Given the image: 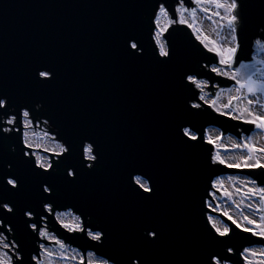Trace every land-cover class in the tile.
<instances>
[{
    "label": "water",
    "instance_id": "obj_1",
    "mask_svg": "<svg viewBox=\"0 0 264 264\" xmlns=\"http://www.w3.org/2000/svg\"><path fill=\"white\" fill-rule=\"evenodd\" d=\"M159 3H165L171 13L180 1L0 0V92L13 97L8 115L0 111V130L17 129L6 134L10 137L4 144L6 157L18 162L20 149L24 148L31 155L25 157L29 165L22 168L31 167L35 160L33 148L23 142L22 115L17 116L18 123L7 124L17 112L22 113L25 105L30 106L29 120L34 128L38 123V128L44 126L56 141H72L73 162L80 159L82 140L84 145L95 141L94 146L102 154L96 171L91 175L82 172L76 185H65L58 179L63 176V165L49 178L58 184L53 213L42 212L38 200L44 177L27 175L26 189L17 199L22 208L35 210L33 220L38 218L36 213L40 214L41 228L45 225L83 254L88 250L97 252L90 247L94 242L83 233L62 228L55 219L56 212L70 209L86 226L90 215L91 222L111 233V241L103 251L117 256L120 245L131 241L137 223L151 220L161 228L164 239L148 250L150 264H199L208 251L226 252L229 247L233 249L228 254L229 264H245L243 249L264 245V239L236 228L230 219L206 204L207 199L215 204L211 190L222 197L212 187L215 178L240 173L264 186V169H236L213 163L214 146L207 142L205 133L213 126L222 135L240 137L249 135L254 126L220 115L199 101V89L183 87L181 77L185 72L207 80L205 89L211 96L234 83L211 72L217 60L187 25L168 28L164 36L173 60L167 65L156 63L153 12ZM185 4L189 8L197 6L190 0H183L180 6ZM243 5V27L238 29L241 51L234 67L254 61V38H261L260 28L264 25V0H243ZM128 34L137 35L143 43L146 51L142 59L126 55L123 39ZM37 68L51 69L55 80L48 85L37 84ZM185 102L201 103L202 108L192 115L184 111ZM189 122L201 138L186 145L177 136V126H189ZM46 153L53 162L59 159ZM129 172L151 175L160 189L158 196L147 202L138 200L129 186ZM208 214H218L225 220L229 236L215 233ZM25 219L18 212L13 219L14 230L0 226V236L9 243L19 241L28 264L30 255L39 256V243L47 242L35 233L29 234Z\"/></svg>",
    "mask_w": 264,
    "mask_h": 264
},
{
    "label": "snow or ice",
    "instance_id": "obj_2",
    "mask_svg": "<svg viewBox=\"0 0 264 264\" xmlns=\"http://www.w3.org/2000/svg\"><path fill=\"white\" fill-rule=\"evenodd\" d=\"M192 2L201 6L200 11L206 14L209 12V8L202 5L205 3L213 5L214 10L211 12L209 19L211 20L212 17H215L216 20H213V23L219 21L218 28L220 32L226 31L227 35L222 36L219 43L212 41L210 46L207 42L209 40L208 36L205 35L201 39V30L195 27L196 8L178 7L174 12L170 13L165 3H159L153 12V23L156 26L153 36L156 47L153 48V56L156 63L167 65L173 60V52L170 49L167 38L164 36L168 32V28L173 24L187 25L196 34V39L217 60V65L211 67V72L235 84L234 89H227L229 93L228 100L221 105L223 109L230 110V112L222 111L221 107L217 106L218 95L216 98L209 99L208 96L201 94L198 97L199 101H202L203 104L214 109L222 116L228 115L233 120L253 125L255 128L264 131V58L256 60L255 63H239V67H234L238 62V53L241 51L238 29L243 27V0H192ZM185 13H190L191 21L185 16ZM173 16L176 18H172ZM161 17L169 18L167 25L164 27L160 26ZM260 33L261 38H254V42L261 45V50L264 51V43H262L264 41V25L261 26ZM123 47L126 55L133 59H142L146 51L140 38L135 34H128L124 37ZM34 75L36 83L39 85H48L56 78L55 73L48 68H37ZM184 80L188 83H183ZM181 82L185 89H189V86L192 85L199 89L201 93L204 92V88L207 86L206 81L200 80L196 74H189L188 72L183 73ZM221 91L223 92L224 89H221ZM233 92L235 93L234 95L232 94ZM193 96H195V93H193ZM12 106L13 97L7 93L0 92V111H3L4 115L7 116ZM201 108L202 104L198 102L191 104L185 102L184 104V111L192 115L197 114ZM232 113L235 114L233 115ZM19 115L23 117L24 127H29L30 106L28 105H25L22 113L17 112L11 119H8L7 124L14 125L18 123L17 116ZM16 130L15 128L7 127L0 130V149H2L0 150V226H7L8 231H13V219L19 212L23 217L27 218L24 220V224L26 230H31L29 234L35 233L42 240L54 242L59 246V254L57 255V253L49 250L44 243H40L39 251L43 253V260L39 259L38 255H30L28 264H31L32 261H36V264H55L54 258L65 261H77L78 264H150L147 255L148 250L158 247L164 239V233L161 228L151 220H141L137 223L133 230L131 241L120 245L119 255L117 256L111 252L103 251L106 244L112 238L107 228L102 227L99 223L91 222L92 217L90 215V222L87 226L80 216H73L72 222L62 223V227L69 232L83 233L88 240L94 242L90 247L95 248L99 252V255H97V252H88L86 258L76 249H72L76 253L75 255H67L68 246L61 239L52 236L46 228H41L39 226L40 218H42L40 214L36 213L35 215L38 218L33 220L35 210L28 207L22 208L17 197L26 189L27 175H31L34 178L44 177L40 181L38 200L42 212L53 213V205L56 202L55 197L58 194V184L49 178L53 177L61 165H63V176L58 178L60 182L65 185L78 184L81 180L82 172H87L91 175L96 171L102 160L101 151L98 146H94L96 144L95 141L84 145L82 140L80 144V159L73 162L72 158L75 150L73 143L71 140L65 139L63 143H55L52 149V154L59 158L57 161L53 162L46 157L37 156L31 162V167L23 169L22 166L29 165V160L25 159V157H29L31 153L21 148V155L17 162L14 159H8L4 149L5 141L10 139L6 134ZM177 136L186 145L193 144L201 138L194 130V125L190 122L189 126H184V124L177 126ZM55 139V137H52V140L55 141ZM218 139L219 137L214 138L209 136L207 142L214 144ZM24 144L28 148L31 147L27 132L24 133ZM234 147L245 149L247 152V155L240 162L226 163L219 153L211 157L212 162L221 165L226 164L229 168L264 169V147H257L250 141L235 144ZM11 151L15 152V149L13 148ZM44 151L47 152L49 149L45 148ZM37 169L41 171H37ZM128 180L131 190L140 201H151L159 194V187L148 173L133 175L132 172H129ZM218 184H220V181H216L213 187H216ZM236 191L241 192V189L237 188ZM225 195L231 198V193L226 192ZM245 199L258 200L256 211L262 213L260 222L244 216L245 226L241 225L231 216H228V219L232 220L236 228H239L241 231L250 232L253 236L264 239V186L259 185L255 179L247 181L245 190L242 192L241 202ZM248 207L252 208L253 206L249 204ZM224 215L228 214L224 213ZM208 219L210 222L212 221V217H208ZM217 223H212L215 233L219 237L229 236L230 228H220L217 226ZM0 231H3V227H0ZM0 248L7 250L0 253V264H25L19 241L9 243L6 237L0 236ZM232 252L233 249L230 247L227 248L226 252L208 251L206 258H202L199 264H222V262L223 264H229L230 256L228 254ZM241 255L245 264H253V260L249 259V257L254 258L257 255L264 262V251L258 254L253 249L245 248Z\"/></svg>",
    "mask_w": 264,
    "mask_h": 264
},
{
    "label": "rangeland",
    "instance_id": "obj_3",
    "mask_svg": "<svg viewBox=\"0 0 264 264\" xmlns=\"http://www.w3.org/2000/svg\"><path fill=\"white\" fill-rule=\"evenodd\" d=\"M179 1H180L181 4H183V0H179ZM197 6H193V8H196V10H197V15H196V19H195V27L197 29L201 30V39H203L204 36L206 35L209 38V40L207 42L209 43L210 46H211V42L212 41H215V42L219 43L221 41V39H222V36H226L227 35V32L226 31L220 32V30L218 28L219 21H217L216 23H213V20H216L215 17H212L211 20L209 19V16L211 15V12L214 10V6L211 5V4H208V3H205V4L202 5L203 7L209 8V12L207 14L200 11V7L201 6H198V7ZM179 7H182V6H179ZM183 7H187V5L185 4ZM185 16L191 21L190 13H185ZM160 23L162 25H167L168 18H166V17L161 18ZM194 35L196 37L195 33H194ZM262 43H264V42H262ZM255 54H256V56L258 55L257 56L258 57L257 60L261 59V58H264V51L258 52V50H256L254 55ZM253 59H254V61L249 62V63H255L256 59L255 58H253ZM206 84H207V81H206ZM229 88H233L234 89L235 88V84L233 83ZM229 88H224L223 92L221 90H219L216 93V96L217 95L219 96V100L217 102V106L218 107H221L222 104L227 102L228 96H229V93H228L227 89H229ZM232 94L234 95L235 93L233 92ZM204 95L208 96L209 99L216 98V96L212 97V96L207 95L206 93ZM221 110L230 112V110L223 109L222 107H221ZM232 114L234 115L235 113H232ZM226 116H228V115H226ZM30 126H31V124H30ZM30 126L28 127V129L24 130V133L25 132L28 133V140H29V143L31 144V147L35 148L36 150L40 148L43 151H44L45 148H48L49 151H47V152H51L52 153V149L54 148V145L57 142L51 140L48 135H45L46 133L44 131H42V130L41 131L40 130H34ZM211 129H217V128L213 127ZM37 132H39V133H37ZM260 132H262L264 134V131H261L260 129L255 128L254 131L249 136L241 135L240 138H237L236 136H233V135L223 136L221 134V132L219 131L218 135H217V137H219V139L213 144L215 146V149H216L215 150V155L217 153H219L220 157L222 158V149L225 148V147L228 148V149L232 148V144L228 142V138L227 137L231 136V137H233L235 139V141H236L235 144H241V143H244L245 141H250V139H251V137H252V135L254 133H260ZM250 142L254 143L257 147H260V145L263 144V142H259V143H256V142H253V141H250ZM236 149L241 151V153L243 154L242 158H244L247 155V152H246L245 149H242V148H236ZM34 154H35V157L41 156V157L48 158L47 154L45 152H42V151H35ZM224 160L226 161V163H232V161L229 162L227 159H224ZM225 166H226V164H225ZM236 178H238V179H247L248 181L252 179L248 175H242V174H236V173L229 174L228 173V174H225L223 176H220V177L216 178V181H220V183L223 180L225 182H228V181H230L232 179H236ZM240 184L242 186H238V183L234 182L232 187H227L225 189H221L218 186L213 187L215 190H218L222 194V197L221 198L218 197L214 190L210 191V196L212 197V199L214 200L216 205L213 203L212 200L207 199V206L211 210H213L215 212H218V213L221 212V214H223V215H224V213H227V212L225 211V209L223 207H220L221 204H224L225 207H231L234 210V214L235 215H231L230 213H227L228 215H224V216L226 218H228V216H231L233 219H235L241 225H245V221L243 219L244 216H248L251 219L257 220V222H260V216L262 214H260V213H258V211H256V207L258 205V201L255 200V199H253V200L245 199V200H243V202H241V200H242V192L245 190V184L244 185H243V183H240ZM237 188H240L241 192H237L236 191ZM226 192L227 193H231V198H229V196L225 195ZM228 202H230L233 205L228 204ZM239 203H241L244 208L248 209V211L245 210L243 207H241L239 205ZM249 204H252L253 207L249 208L248 207ZM237 205H239V207H237ZM57 214L66 215L71 220V221H68L67 223H71L73 216H75L70 211L60 212V213H57ZM209 217H212V219L215 222H218L220 224V226H219L220 228L228 227L226 222H225V220H223L220 215L211 214V215H209ZM45 246L47 248H49V250L53 251L54 253H57V255L59 254V247L58 246H56V245L54 246L53 244L45 245ZM72 249H76V248L68 246L67 255H69V256L73 255L74 252L72 251ZM250 249H259L261 251H264V245L263 244L262 245H255V246L250 247ZM76 250L78 251V249H76ZM4 251H5L4 249H1L0 253H2ZM249 259L253 260V264H264V262H262L261 258L258 255L256 257H254V258L253 257H249ZM41 260H43L42 252H41ZM74 263H76V262H74ZM69 264H71V263H69ZM77 264H78V262H77Z\"/></svg>",
    "mask_w": 264,
    "mask_h": 264
},
{
    "label": "bare ground",
    "instance_id": "obj_4",
    "mask_svg": "<svg viewBox=\"0 0 264 264\" xmlns=\"http://www.w3.org/2000/svg\"><path fill=\"white\" fill-rule=\"evenodd\" d=\"M179 6V5H178ZM178 6L176 7V8H178ZM161 18H164V17H161ZM169 19V18H168ZM160 21H161V19H160ZM160 26L161 27H164L165 25H162L161 23H160ZM259 47L261 48V45H258V44H256V49L258 50L259 49ZM255 52H256V50H255ZM254 52V53H255ZM254 53H253V55H252V57L253 58H255L256 60H257V56H256V54L254 55ZM201 94H205V92H203V93H201ZM200 94V95H201ZM217 112V111H216ZM212 128V127H211ZM211 128H208L207 130H206V136H205V138H207L208 139V137L209 136H211V137H217V135H218V130L217 129H211ZM228 138V142L229 143H231L232 144V148L231 149H228V148H223L222 149V158L223 159H227L229 162L230 161H232V163H238L239 161H241L243 158V154L241 153V151H239L238 149H236V147H234V145H235V139L233 138V137H227ZM206 139V140H207ZM250 141H253V142H256V143H259V142H263V144H261L260 145V147H264V134L262 133V132H260V133H254L253 135H252V137H251V139H250ZM224 144V143H223ZM215 146H214V152H213V156H215ZM49 159V158H48ZM216 181V180H215ZM214 181V182H215ZM247 179H238V178H236V179H232V180H230V181H228V182H225L224 180L219 184V185H217L219 188H221V189H225V188H227V187H232L233 186V184H234V182H236V183H238V186H242L240 183H242V182H244L243 183V185L244 184H246L247 183ZM214 182H213V184H214ZM228 204H231L230 202H228ZM207 205V204H206ZM231 205H233V204H231ZM239 205L241 206V207H243L242 206V204L241 203H239ZM208 207V206H207ZM220 207H223L224 209H225V211L227 212V213H230L231 215H235L234 214V210L231 208V207H225V205L224 204H221V206ZM209 208V207H208ZM244 208V207H243ZM210 209V208H209ZM245 210H247L248 211V209H246V208H244ZM70 216V215H69ZM55 218L58 220V222H60L61 223V225H62V223H67L68 221H71L66 215H62V214H56L55 215ZM213 222H215L213 219H212V221L210 222V224L212 225V223ZM217 226L219 227L220 226V224L219 223H217ZM42 228H45V226H43ZM52 236H54L53 234H51ZM55 237V236H54ZM46 241H48V240H46ZM3 249V248H2ZM0 250H1V248H0ZM254 251H256L258 254L261 252V250H259V249H253ZM80 253V252H79ZM40 255V259H41V253H39ZM76 253H73V255H75ZM85 255H86V258H87V254L85 253ZM42 256H43V253H42ZM259 256V255H258ZM54 261H55V264H69V263H71V264H77V261H64V260H59V259H54ZM74 262H76V263H74Z\"/></svg>",
    "mask_w": 264,
    "mask_h": 264
}]
</instances>
